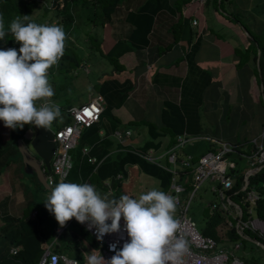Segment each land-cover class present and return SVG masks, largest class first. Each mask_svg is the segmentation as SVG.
<instances>
[{
	"label": "crops",
	"instance_id": "1",
	"mask_svg": "<svg viewBox=\"0 0 264 264\" xmlns=\"http://www.w3.org/2000/svg\"><path fill=\"white\" fill-rule=\"evenodd\" d=\"M143 2L144 0H127L124 3L125 10H117L109 25L100 29L97 25L89 26L90 35L96 40H92V45L98 55L89 54L84 48L82 55L68 60V63L76 65L87 60L88 67L91 64L97 67L103 64L102 67L95 68L93 73L98 79L102 78L98 88L99 91L103 88L104 92L98 93L103 95L106 106L113 110L115 117L114 121L102 117L98 123L104 138L100 137L99 132L98 136H87L86 141L96 139L98 143L93 154L97 156L107 149L109 159L115 161L124 155L122 151L116 154L118 146L111 136L116 129L131 130L129 149L145 150L147 142L157 150L170 148L175 140H171V136L163 132L171 127L165 121L172 120L168 115L171 104L181 110L187 122L183 132L191 136L190 141L179 151L180 154L186 152L200 156L207 151H219L221 143L234 146L258 138L264 123V95L262 83L258 81L260 51L257 41L264 34V0H225L226 7L222 6L220 9L214 7L212 0L203 4H199L197 0H168L170 8L156 13L152 25L137 27L129 23L126 16L129 11L135 13ZM193 20H197L198 24L193 25ZM207 20H210V25ZM143 30L148 32L145 42L141 37ZM81 41L83 45H87L84 35ZM117 42L118 45L114 46ZM100 50L104 54L110 51L107 54L109 56L101 54ZM149 63L152 65L151 69L146 67ZM109 66L113 69L112 74L107 77L108 80H104ZM127 90V96L118 100ZM64 99L66 98L54 103L64 113L53 122L55 126L67 121L65 112L69 106L64 103ZM151 125L159 132L155 137L151 134ZM6 130L9 137L10 129ZM4 131L5 129L0 130L1 133ZM24 134L23 132L18 141L24 143ZM170 141L172 145H169ZM137 144L140 148L135 146ZM243 149L249 151L252 145H245ZM14 163L17 160L9 166ZM80 164L77 161L74 165L77 182L73 183H81L87 179L91 185L102 184V180L94 176L89 178L80 174ZM230 164L233 163L230 161ZM249 169V161L245 158L238 170L246 173ZM125 171L126 169L121 173ZM84 172L85 168L82 169L83 174ZM71 176L72 173L69 178ZM29 177V186L33 185L37 189L40 183L35 176ZM110 179L112 185H115L125 179V175L123 173L122 179ZM4 184L8 185V182ZM14 187L15 193H10L7 207L10 213L20 216L22 206L27 204L29 198L31 201L33 199L27 186L24 188L21 183L14 181ZM128 187H125L127 195L132 196ZM7 192L8 186L5 194L0 196V200L4 199L1 201L7 200ZM113 198L119 199L117 195L109 197ZM30 216L38 217L35 207L30 211ZM72 222V219L69 220V223ZM58 231L59 229L50 245L54 252L65 255L55 250V242L62 232ZM77 238L82 262L77 261L84 264L95 243L80 240L78 235ZM44 243L46 242H43L42 249Z\"/></svg>",
	"mask_w": 264,
	"mask_h": 264
},
{
	"label": "clouds",
	"instance_id": "2",
	"mask_svg": "<svg viewBox=\"0 0 264 264\" xmlns=\"http://www.w3.org/2000/svg\"><path fill=\"white\" fill-rule=\"evenodd\" d=\"M35 2L30 17L21 12L22 17L12 20L7 31L4 20L0 17V40L10 33L14 41L20 44L16 48L6 47L7 50H0V120L4 122L5 127L12 130H22L26 127L24 133L29 126L34 129L49 128L55 137L57 129L72 123V120L66 110L67 121L60 126L53 124L61 117V109L59 105L54 104L58 99L53 96L54 89L48 75L59 65L60 59L68 57V62L69 58L82 55L84 48L89 54L98 55L92 45V40H96L90 35L89 26L97 25L100 29L109 25L117 10H125V2L116 6L106 22L102 20L100 5H93V0L81 1L75 10L67 6L66 0H50L49 4L47 0ZM91 7L94 9V18ZM96 7L99 11H96ZM40 10L45 11L41 18L38 13ZM98 15L101 20L95 23ZM83 35L87 45H83L81 41ZM116 45L118 42L114 46ZM99 52L107 55L110 51L106 54L101 50ZM78 66L88 72L87 60ZM147 66V69L152 67L150 63ZM105 109L106 102L99 121L92 125L100 122ZM87 128L83 127L81 135ZM100 132V137L104 138L103 131L99 130ZM80 140L81 136L76 148L71 152V171L74 168V158L80 163L86 160L81 159V149L84 146L91 147L90 155L97 159L93 151L98 143L85 142L79 145ZM55 148L54 146V153ZM107 154L108 152L105 155ZM51 166L50 160V168ZM42 169L46 172L44 166ZM49 174L51 171L46 173V179ZM49 187L44 205L54 215L60 227H64L72 218L81 224L88 222L90 228H95L97 239L102 240L107 234L120 232L121 219L124 221V231L129 239L122 248L117 249L116 244L110 245V250L115 254L107 261L101 254H90L87 264H183V257L189 252V240L178 235L180 221L175 216L176 200L164 191L152 189L141 193L138 198L125 194L119 199L109 200L102 197L94 185L88 183L59 182L54 187Z\"/></svg>",
	"mask_w": 264,
	"mask_h": 264
},
{
	"label": "built area",
	"instance_id": "3",
	"mask_svg": "<svg viewBox=\"0 0 264 264\" xmlns=\"http://www.w3.org/2000/svg\"><path fill=\"white\" fill-rule=\"evenodd\" d=\"M199 4L205 3L206 0H197ZM193 25H197L198 21L193 20ZM149 68V66H147ZM104 98L97 93L91 97L86 103L70 106L67 109V114L72 120V123L64 124L55 132V153L51 159V174L47 176V183L49 186L54 185L53 176H57L59 181H65L73 167V159L71 152L76 148L77 142L81 136L83 127H89L93 123L99 121L100 114L104 107ZM102 135V132H100ZM131 130L116 129L111 136L115 139L118 145L117 151L130 152L141 159L155 164L162 170L169 172L171 176V185L169 191H164L176 200L175 216L180 221L179 236H184L189 240V252L183 257V264H262L258 262L245 261L241 256L237 255L240 248L238 242L228 246H223L217 243L215 238L204 235L197 228L196 222L187 215L190 201L195 191H197L202 183L206 180L213 182L211 190L219 198V202L212 203L211 215L214 212L220 213L221 216L226 214L229 221L225 223L226 226L233 227L242 234L244 229H249L258 234L264 239V221L253 217V205L261 198L255 191L251 190L243 197L244 203H247V212L249 217L246 221H242V209H238L237 204L230 199L229 190L232 188L234 181L229 172L232 168L230 161L225 158L227 152L234 151L233 146L229 143H221L219 151H207L200 156H194L191 153L179 152L184 145L190 141L191 136L185 132L175 136V143L166 150H157L154 147H149L143 151L129 149V139L131 137ZM253 152L251 155L241 154L249 161L250 169L260 167L264 164V129H262L258 138L252 142ZM91 147L84 146L81 149V159H86L87 162L94 165V171L101 164L105 157L97 160L96 157L90 155ZM116 151V152H117ZM166 159L174 165L173 168L161 163V159ZM232 162V161H231ZM233 163V162H232ZM178 166L179 168H177ZM125 168V167H124ZM249 169V170H250ZM191 175L192 188L191 195L184 194L186 187L184 184H177L175 177L180 175ZM113 178L122 179L123 173H117ZM81 183H89V181L82 180ZM104 186L110 187L112 180L110 178L102 180ZM186 185V184H185ZM264 187V185H263ZM239 205V204H238ZM232 206V207H231ZM240 206V205H239ZM241 208V207H240ZM236 221L234 222V220ZM72 221L78 223L83 227L93 238L94 247L90 254L102 255L107 261L115 253L110 250V245L116 244L117 249L122 248L123 244L129 239L126 231H124V221L121 219V231L118 233L107 234L102 240L97 239L96 230L94 227H89V223L81 224L72 218ZM59 229L58 232H61ZM19 248L11 249L12 254H16ZM89 254V255H90ZM88 255V256H89ZM36 264H81L77 260L69 258L60 253L54 252L51 245H44L43 251ZM84 264H87L85 260Z\"/></svg>",
	"mask_w": 264,
	"mask_h": 264
},
{
	"label": "trees",
	"instance_id": "4",
	"mask_svg": "<svg viewBox=\"0 0 264 264\" xmlns=\"http://www.w3.org/2000/svg\"><path fill=\"white\" fill-rule=\"evenodd\" d=\"M87 0H66L67 6H70L72 10H75L78 4ZM127 0H93V5H100L101 9V17L104 22L109 20L111 13L115 10L116 6L122 4ZM220 5L222 4V0H220ZM218 0H212V3L216 5ZM7 0H0V17L4 20L5 30L7 31L8 26L12 20L16 17H22L21 12L26 14L28 17L31 15V9L35 6V0H13L6 7H4ZM219 3V2H218ZM87 8V7H86ZM168 0H144L143 4L137 9L135 13L127 14V21H129L132 25H152L154 20V15L159 11H165L169 9ZM88 9V8H87ZM92 10L93 18L95 17L93 7L90 8ZM46 10V9H44ZM103 22V23H104ZM101 23V25L103 24ZM138 27V26H137ZM142 30V29H139ZM148 32L143 30V41L145 42V36H147ZM19 43L15 42L12 35L9 33L5 36L4 39L0 40V50L3 48L7 50L6 47L16 48ZM259 69L260 75L258 77V81H260L263 85V95H264V44L259 43ZM128 90L121 94L118 100L124 99L127 96ZM110 109L108 105L104 112H107ZM168 115L171 117V121L168 119L166 123L170 124L171 127H167L163 132V134L168 133L167 135L175 140L176 134L183 133V129H185V119L182 115L181 110L171 104L170 113ZM100 125V124H99ZM99 125L95 124L88 127L83 134L81 135V140L79 141V145L84 144L85 142L89 144H96V139L87 140V136L97 135L99 132ZM175 127V128H174ZM26 127L22 130L17 128L16 130L10 129L9 138L7 141L2 142V138L0 135V173L3 172V169L8 167L9 164L15 162L16 157L21 159L17 143L18 138L21 137ZM264 129V123H263ZM151 134L155 137L158 135L157 130H155V126L151 125ZM98 136V135H97ZM172 140V139H171ZM150 142H147L145 148L150 147ZM169 145H172V141H170ZM245 145H253L250 141H243L242 143H237L233 146L234 151L227 152L225 158L231 160L236 165L239 163V160L242 161L245 158L241 156L242 153L251 155L253 152V147L249 151H245L243 147ZM96 150V149H95ZM107 149L103 152L97 154V160L100 159L107 153ZM247 152V153H246ZM127 163L138 164L142 170L147 173H150L154 176L159 177L161 181L162 189L161 191H166L171 180V174L166 172L152 164L148 161L141 159L133 153L126 152L124 155L120 156L118 161L110 160L109 157H106L102 163L97 167L94 171V165L88 163L86 160L82 161L80 166L78 167L80 174L84 177H95L98 180H103L109 177L115 176L117 173L122 172ZM4 167V168H3ZM85 168L84 174L82 173V169ZM74 169L71 171L72 175L74 174ZM230 176L233 178L234 184L232 188L229 190L230 199L235 203H238L242 209V221H246L249 217L247 212V203H244L242 200L245 194L252 189L255 190L261 198L252 206L253 207V216L264 221V167H262L256 174L250 176L249 185L245 190H241L244 185V175L245 172L239 173L237 167L235 169L231 168L229 172ZM77 175V174H76ZM70 176V175H69ZM41 185V184H40ZM11 196V195H10ZM4 200V199H1ZM0 200V264H36L39 260V257L43 251L41 248V244L39 241V228L36 225L38 217L27 218L24 212L18 216L14 215L12 212L8 211V197L7 200ZM33 206L28 205V208H34ZM232 207V206H231ZM31 208V210H32ZM30 210V211H31ZM222 217L220 213L215 212L209 217V220L206 222L204 226L201 227V232L204 235L211 236L215 238V240L221 244L226 245V242L221 241L219 237L218 225L221 221ZM236 219L234 220V222ZM38 229V230H37ZM229 240L234 241L236 238H240L239 234L236 232V229L233 227L228 232ZM243 235H247L252 239L258 240L264 243V239L258 234L252 232L249 229L243 230ZM53 234L51 237L53 238ZM92 237V236H91ZM61 243L55 242V250L58 252L62 251L66 247L75 246L79 241H77V235L69 233L67 230V226L63 229L60 234ZM94 241V240H93ZM92 241V242H93ZM236 241V240H235ZM72 244V245H71ZM14 247H18L19 250L16 254L11 253V249ZM79 259L81 261V255L79 253ZM82 262V261H81ZM264 264V263H263Z\"/></svg>",
	"mask_w": 264,
	"mask_h": 264
},
{
	"label": "rangeland",
	"instance_id": "5",
	"mask_svg": "<svg viewBox=\"0 0 264 264\" xmlns=\"http://www.w3.org/2000/svg\"><path fill=\"white\" fill-rule=\"evenodd\" d=\"M13 0H7V3H5L4 7H6L9 3H11ZM50 0H47V3L49 4ZM219 2V1H218ZM217 2L214 7H218L220 9L222 6L223 8L226 7V2L225 0H222V4L219 5ZM224 3V4H223ZM84 8L83 6H81ZM96 11H99V8H95ZM39 17L41 18L42 16L45 15L44 10H40L39 12ZM101 20L100 15L97 16L95 19V23H99ZM208 25L211 24L210 20H207ZM223 35V33H222ZM264 34L259 36L257 38V41L262 44L264 41ZM68 57H65L64 59H60L59 65L54 68L50 74L48 75L49 82L51 86L54 89V98L56 99H63L64 97V103L68 106L70 105H79L81 103L87 102L90 97L96 95L98 92H104V89H100L99 91V83H101L102 78L98 79L95 75L94 69L95 68H100L103 66V64L100 67L95 66L94 64L89 65L88 67V72L82 68L81 66H78L75 64H70L66 61ZM70 60V59H69ZM77 61V60H76ZM112 67L109 66L107 67V71L105 74L104 80H108L107 77L111 76L112 74ZM54 73V74H53ZM90 96V97H89ZM66 113V112H65ZM63 111H61V115H63ZM113 110L110 108L107 112H104L102 114V117L106 120L109 121H114V116ZM118 124V123H116ZM133 125V124H132ZM52 129H54V125L52 124ZM7 127L4 126V122L0 121V130L5 131L1 133V137L3 141L8 140V132L6 130ZM25 144H29L28 140L24 139ZM137 148H140L139 144L135 145ZM133 146L134 148H136ZM137 151H143V150H137ZM121 153V152H116V154ZM137 156V155H136ZM139 157V156H138ZM17 163H14L13 165H10L6 168H4L3 173L0 175V196L4 195L5 191H7V186H8V200L11 198L10 193H15V187H14V181L17 183H21L24 188L27 186L28 188V193H31L32 196V201L31 198L27 200V204L23 205V210H21L20 215L24 212L26 214L27 218H32L30 216V210L31 208L26 209L28 205L33 206L32 204L35 205L37 215H38V220L36 222V225L39 228V241L41 244L43 242L45 245H50L51 242L54 240V238L57 236L56 230L57 229H62L67 226V230L69 233L76 234L79 236L80 240H86L89 244H92V241L94 240L93 237L87 232L84 231L79 224L77 223H69V221L66 223L64 227H60L58 222L55 220V217L53 214H51L45 207L44 202L46 199V195L49 193V190L45 189L42 185L39 187L34 188L33 185H30L31 177L29 175H32V173L25 172L26 170L24 169L23 163L18 156L16 157ZM229 159V158H228ZM161 163L164 165L168 166L169 168H173L174 165L170 163L166 157L162 158ZM77 160L74 158V165L76 164ZM242 163H244V160L240 161L236 165L235 163L232 164V168L235 169L237 167V170L242 166ZM75 167V166H74ZM179 168L178 166H176ZM126 171L123 172L125 175V179L119 181L115 185H111L110 187L104 186L103 184H97L95 183L94 186H96L97 191L101 194L102 197H105L109 199L112 195H117L118 198H120L122 195H127V190L125 187L129 186L130 192L132 194V198H138V196L141 193H146L149 190L152 189H157L161 190L162 186L161 185V179L157 176H154L150 173L145 172L140 168L138 164H132V163H127L125 165ZM243 173V170H239V173ZM7 179H6V178ZM17 178V180L15 179ZM54 178V187L57 183H59V178L56 179L55 176ZM57 180V181H56ZM4 182H8V185H5ZM65 182H77V178L74 176V174L67 179ZM175 182L177 184H184L186 187V190L184 194H189L191 195L192 193V188H190L191 184V175H183V176H176L175 177ZM186 184V185H185ZM171 185V181L169 182L167 190L169 191ZM213 185V182H210L209 180H206L202 183L200 188L195 191L193 194V197L190 201L189 207H188V212L187 215L190 216L197 224L198 230L201 232V227L206 224V222L209 220V217L211 216V205L212 203L219 202V198L215 193L212 192L211 187ZM29 195V194H27ZM110 200V199H109ZM31 201V202H30ZM215 213V212H214ZM222 219L219 222L218 225V230H219V237L221 238V241L226 242V245H231L233 243L238 242L240 244V248L237 251V255L241 256L244 260L246 261H257V262H263L264 263V249L256 244H254L252 241L248 240L246 238L247 235H243L236 232L239 234L240 238H236L234 241L229 240V235L228 232L230 231V226H226L225 223L229 221L228 217L226 214H223L221 216ZM255 218V216H253ZM1 223V221H0ZM38 230V229H37ZM54 235L53 238L51 235ZM249 237V236H248ZM53 239V240H52ZM78 239V238H77ZM61 238L59 236V240L57 243H61ZM80 243V242H79ZM220 243V242H219ZM221 244V243H220ZM72 245V244H71ZM62 251L63 253L68 256L69 258H74L78 260L79 262V252H78V247L71 246V247H66Z\"/></svg>",
	"mask_w": 264,
	"mask_h": 264
},
{
	"label": "water",
	"instance_id": "6",
	"mask_svg": "<svg viewBox=\"0 0 264 264\" xmlns=\"http://www.w3.org/2000/svg\"><path fill=\"white\" fill-rule=\"evenodd\" d=\"M261 87L263 88V85ZM53 138L54 135L49 128L34 129L32 126H29L24 134V139L29 141L28 146L24 145L21 141L17 143L21 160L26 170L25 172L34 174L36 180L47 190H49L50 187L46 182V173H50L51 171L50 160L54 154L55 146ZM42 166H44L46 172L43 171ZM262 167H264V164L246 171L244 175V185L241 188L242 191L248 187L250 176L256 174ZM237 206L238 209L241 210L238 204ZM241 215L242 213L239 215L240 218ZM246 238L264 249V243L248 236H246Z\"/></svg>",
	"mask_w": 264,
	"mask_h": 264
},
{
	"label": "flooded vegetation",
	"instance_id": "7",
	"mask_svg": "<svg viewBox=\"0 0 264 264\" xmlns=\"http://www.w3.org/2000/svg\"><path fill=\"white\" fill-rule=\"evenodd\" d=\"M31 176H33V177H34V174H32Z\"/></svg>",
	"mask_w": 264,
	"mask_h": 264
}]
</instances>
